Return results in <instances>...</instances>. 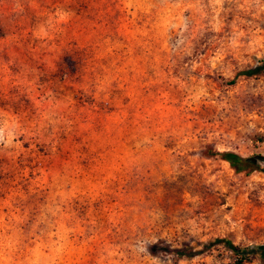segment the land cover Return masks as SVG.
Returning <instances> with one entry per match:
<instances>
[{"label":"rangeland","instance_id":"rangeland-1","mask_svg":"<svg viewBox=\"0 0 264 264\" xmlns=\"http://www.w3.org/2000/svg\"><path fill=\"white\" fill-rule=\"evenodd\" d=\"M208 150L264 167V0H0V264L264 247V172Z\"/></svg>","mask_w":264,"mask_h":264},{"label":"trees","instance_id":"trees-1","mask_svg":"<svg viewBox=\"0 0 264 264\" xmlns=\"http://www.w3.org/2000/svg\"><path fill=\"white\" fill-rule=\"evenodd\" d=\"M262 68H252L248 69L242 74L246 77H254L259 75ZM232 84L235 81L231 82ZM207 153L211 157H218L225 162L229 163L231 168H233L237 173H247L252 174L253 172H264V167L261 166V158L259 156L243 157L235 152H215L208 150ZM221 244L227 248L233 254L232 264H248L252 262L255 258L264 259V247L252 248V247H242L237 245L232 240L228 238H218L214 240L211 245ZM179 257L191 258L194 256V252L180 251L178 252Z\"/></svg>","mask_w":264,"mask_h":264}]
</instances>
